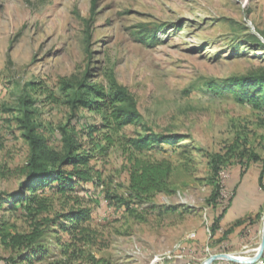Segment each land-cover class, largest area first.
Masks as SVG:
<instances>
[{"label": "rangeland", "instance_id": "rangeland-1", "mask_svg": "<svg viewBox=\"0 0 264 264\" xmlns=\"http://www.w3.org/2000/svg\"><path fill=\"white\" fill-rule=\"evenodd\" d=\"M263 72L264 0H0V197L21 184L28 146L13 134V117L23 88L32 83L46 90H37L35 98L48 138L71 115L62 82L108 89L110 79L133 96L141 116L126 134L146 129L182 138L147 154L172 163L171 193L134 205L133 216L108 199L128 198L126 155L116 146L105 161H91L103 183L81 194L83 207L91 210L94 241L67 262L49 229L45 257L32 264H90L88 256L101 264H204L211 258L209 264H241L222 255L264 264L260 167L250 163L240 178L234 160L244 146L264 160V105L221 86L232 77ZM48 94L60 103L49 102ZM51 146L61 150L54 140ZM215 155L233 165L216 175ZM232 192L222 229L260 206L261 218L244 233L232 230L218 245L209 226ZM53 200L59 210L61 200ZM2 223L8 233L28 231L11 212L0 210ZM0 257L16 255L2 244Z\"/></svg>", "mask_w": 264, "mask_h": 264}, {"label": "trees", "instance_id": "trees-1", "mask_svg": "<svg viewBox=\"0 0 264 264\" xmlns=\"http://www.w3.org/2000/svg\"><path fill=\"white\" fill-rule=\"evenodd\" d=\"M62 86L71 115L65 124L57 128V133L52 138L45 135V127L38 112L39 101L35 98V94L39 93L37 90L43 89L41 84L32 83L23 88L14 110L16 130L12 132L25 141L28 155L26 163L19 168V189L13 194L0 197V210L22 218L28 224V231L8 233L6 224H0V245H8L16 255V258L0 257V264H32L43 260L46 249L42 243L49 229L56 237L57 244L66 257L65 261L80 257L94 241L89 227L92 222L91 210L83 207L82 194L84 196L85 192L91 193L87 186H100L103 183L101 172L90 163L93 160L105 161L109 151L116 146H119L127 159L125 170L128 175V198L110 196V201L117 200L133 216L134 205L143 204L155 194L171 193L172 163L154 160L147 154L154 153L162 145H174L182 138L172 134H153L146 129L143 134H126V128L138 125L141 116L133 96L113 79H110L108 89L101 84L85 82H62ZM221 86L241 91L245 99L258 107L264 105V72L235 76ZM45 91L41 90L42 93ZM47 99L51 103H60L53 94H48ZM86 113L94 116L93 122H88ZM53 140L61 150L51 146ZM228 151L231 156L233 148ZM235 159L240 168V178L248 172L250 163L259 164L257 185L264 193V160L252 148L248 150L245 146ZM224 162L225 159L220 155L212 158L211 169L216 175H219L223 167L233 165L231 162ZM236 189L237 187L233 191ZM231 195L233 197L220 201L223 207L212 218L209 226L210 238L218 245L227 241L232 230L238 228L239 232L244 233L261 218L260 206L256 212L252 211L222 229L221 221L231 207L235 192ZM55 197L61 200L59 210H54ZM62 235H66L67 239L63 240ZM87 260L90 264L103 262L93 256H88Z\"/></svg>", "mask_w": 264, "mask_h": 264}, {"label": "water", "instance_id": "water-1", "mask_svg": "<svg viewBox=\"0 0 264 264\" xmlns=\"http://www.w3.org/2000/svg\"><path fill=\"white\" fill-rule=\"evenodd\" d=\"M263 249L264 248V237H263V240H262V246H261ZM221 257L227 259V260H230V261H233V262H236V263H246L248 262L247 260H242V259H237V258H234V257H231V256H227V255H222ZM214 258H211L210 260H208L206 263L204 264H209Z\"/></svg>", "mask_w": 264, "mask_h": 264}]
</instances>
